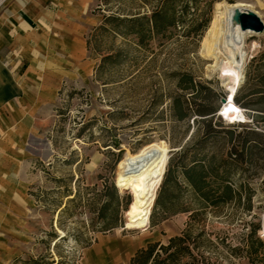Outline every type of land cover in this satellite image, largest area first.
Returning <instances> with one entry per match:
<instances>
[{"label": "rangeland", "instance_id": "obj_1", "mask_svg": "<svg viewBox=\"0 0 264 264\" xmlns=\"http://www.w3.org/2000/svg\"><path fill=\"white\" fill-rule=\"evenodd\" d=\"M219 1L264 8V0L91 1L89 14L103 21L88 27L85 64L62 72L53 106L40 112L35 138L16 135L17 142L0 150V264H131L137 251L149 243L168 244L189 228L190 252L179 255L176 264H264V249L256 263L247 253L255 226L256 236L264 240V138L251 135L249 149L239 147V158L230 153L227 135L228 130L237 134L247 126L264 134V118L254 120L250 115L252 123H226L218 115L226 127L202 142L201 131L191 136L201 130L200 124L174 116L175 96L187 101L194 97L192 89L184 88L187 76L201 93L212 94L213 106L219 98V108L223 107V98L229 95L211 67L217 59L204 51ZM161 9L170 16L174 13L176 21L164 33L156 32L150 20ZM246 43L244 74L259 52L264 90V32L248 33ZM110 55L113 58L106 59ZM259 104L264 108V96ZM152 143L164 145L169 160L140 199L148 198L154 188L153 196L139 209L134 195L139 184L118 185L119 159ZM49 144L53 152L47 160L44 149ZM183 146L189 149L188 159L209 154L216 164L224 161L221 174L231 178L242 195L240 202L205 211L191 226L190 212L164 219L157 205L169 168L174 170L173 178L181 179L178 165L182 157L188 161L181 154ZM107 184L119 190L123 224L104 232L98 229L100 221L88 199ZM172 191L174 186L169 185ZM79 193L81 198L72 199ZM189 193L186 205L191 204L186 201ZM132 201L134 209L144 213L142 228L126 227ZM153 220L158 224L153 225Z\"/></svg>", "mask_w": 264, "mask_h": 264}, {"label": "crops", "instance_id": "obj_2", "mask_svg": "<svg viewBox=\"0 0 264 264\" xmlns=\"http://www.w3.org/2000/svg\"><path fill=\"white\" fill-rule=\"evenodd\" d=\"M91 1L6 0L0 8V150L17 142L16 135L35 138L40 112L53 106L62 72L85 64L88 27L103 21L89 14ZM248 4L264 19V8ZM258 53L235 96V102L257 119L264 118L259 104L264 96L263 64ZM192 95L193 104L202 101L196 98L200 96L198 85ZM219 105L218 98L216 110Z\"/></svg>", "mask_w": 264, "mask_h": 264}, {"label": "trees", "instance_id": "obj_3", "mask_svg": "<svg viewBox=\"0 0 264 264\" xmlns=\"http://www.w3.org/2000/svg\"><path fill=\"white\" fill-rule=\"evenodd\" d=\"M132 19V21L135 20V18ZM107 20L111 19L108 17ZM150 20L158 33H164L176 22L175 14L173 13L170 16L166 9L155 10ZM131 32L140 33L141 30L133 29ZM110 58H113V55L108 56L106 59ZM187 81L188 84L184 87L185 89H196V84L191 77L187 76ZM201 92L202 89L200 90V96H196L197 99H202L201 102L196 100V103L193 104L192 101H187L183 96L178 95L174 97L173 107L175 109L174 116L179 121L193 119L200 124L199 127H201V130H195L191 136L201 131L200 140L205 142L210 137L220 135L223 132L221 128L226 126L222 120L217 119L220 108L218 107L216 110L215 105L213 106L211 104L210 98L212 94L208 93V95H204ZM210 114L213 115L207 116ZM197 115L201 117L196 118ZM254 120L259 119L254 118ZM244 129L246 130L237 134H235L234 130L227 131L229 141L232 143V150L230 153L237 155L239 158L241 157L239 147H241L242 151L249 148L248 146L252 141L251 135L264 138V134L257 130H253L248 126L244 127ZM197 148L198 147H196L195 150H197ZM188 151V147L186 148V146H183L181 154L185 155L187 159L189 157V153L187 154ZM122 159L119 160L121 161ZM183 159L182 157V161L178 165L181 179L180 175L173 178L172 174L174 170L169 168L164 178L162 189L157 197V205L160 206L165 213L164 219L168 218V215L177 214L179 212H190L191 221L189 225L191 226L193 220L202 216L205 211L220 208L233 201H241L242 195L238 187L234 186L231 178L225 177L220 172V167L225 163L224 161L220 162V164H216L215 156L209 154L200 156L194 154V156H191L186 162L183 161ZM169 185L174 186V191L169 192ZM186 191L190 192V199L186 200L187 203L191 201L190 205H186L185 202ZM153 194L154 188L148 198L141 200L134 193L138 208H145L143 205L148 202ZM77 196L81 198L79 193L72 199H78ZM88 200L89 207L96 214L97 220L100 221L98 226L100 231L105 232L122 226L121 195L115 184H107L103 191L98 193L94 198H89ZM129 203L130 202H128V204ZM126 217L127 228H142L144 213L139 211L136 206L134 209L133 201L126 211ZM152 222L153 225L158 224V222L154 220ZM256 233L257 227L255 226L252 230L247 248L248 257L252 263L257 262V259L260 258L261 250L264 249V240L257 237ZM192 238L189 228L184 231L183 235L171 237L168 244H163L162 242L149 243L146 247L137 251L131 260V264H176L179 255L190 252L187 243L191 241ZM172 249L176 250L170 252ZM163 254H167V256L163 257Z\"/></svg>", "mask_w": 264, "mask_h": 264}, {"label": "bare ground", "instance_id": "obj_4", "mask_svg": "<svg viewBox=\"0 0 264 264\" xmlns=\"http://www.w3.org/2000/svg\"><path fill=\"white\" fill-rule=\"evenodd\" d=\"M250 7V4L241 1L233 4L217 2L213 26L204 43V51L217 59L211 67L218 72L229 93L228 102L223 104L220 115L230 123L237 120L249 121L243 109L235 102V96L243 81L244 65L248 57L246 35L253 31H243L233 16L237 8ZM168 160L169 150L158 143L147 145L134 154L127 153L118 165V185L128 188L131 184L138 183L135 195L142 198L159 179Z\"/></svg>", "mask_w": 264, "mask_h": 264}, {"label": "water", "instance_id": "obj_5", "mask_svg": "<svg viewBox=\"0 0 264 264\" xmlns=\"http://www.w3.org/2000/svg\"><path fill=\"white\" fill-rule=\"evenodd\" d=\"M234 21L238 22L243 31H253L254 33L264 32V19L254 10L237 8L234 13ZM227 98H223V104L227 103ZM173 149L172 151H175ZM53 150L49 144L44 149L45 159H49Z\"/></svg>", "mask_w": 264, "mask_h": 264}, {"label": "built area", "instance_id": "obj_6", "mask_svg": "<svg viewBox=\"0 0 264 264\" xmlns=\"http://www.w3.org/2000/svg\"><path fill=\"white\" fill-rule=\"evenodd\" d=\"M5 1L6 0H1L0 1V8L3 6V4L5 3ZM225 98H227L228 99V96L226 95L225 96ZM243 109V112L246 114V116H247V118H248V122H240L239 120H237L236 122H238V123H252L253 122V118H251L250 116H249V114H248V112L244 109V108H242ZM219 112H221V111H219ZM224 121L226 122V123H230V122H228V120H226V119H224ZM232 123V122H231ZM233 123H234V121H233Z\"/></svg>", "mask_w": 264, "mask_h": 264}]
</instances>
